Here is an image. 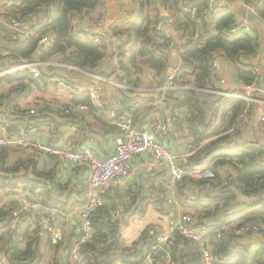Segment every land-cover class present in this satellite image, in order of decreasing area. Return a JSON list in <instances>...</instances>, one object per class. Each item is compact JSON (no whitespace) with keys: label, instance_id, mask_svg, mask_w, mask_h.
I'll list each match as a JSON object with an SVG mask.
<instances>
[{"label":"trees","instance_id":"16d2710c","mask_svg":"<svg viewBox=\"0 0 264 264\" xmlns=\"http://www.w3.org/2000/svg\"><path fill=\"white\" fill-rule=\"evenodd\" d=\"M10 2L12 5L3 9L12 17L32 23V27L26 39L13 42L11 32L0 25V68L32 59L39 42L47 37L49 46L38 56L39 62L48 63L42 66L44 71L50 69L68 85L82 81L94 84L89 75L93 74L112 78L119 87L99 82L102 101L99 108L91 103L88 94H75L70 105L86 107L85 111L76 114L66 113L67 106L60 109L54 99L45 98H39L38 104L24 110L19 104L21 99L27 97L33 88L43 89L40 80L25 71L17 72L0 80V124L3 130L10 136L34 131V136L51 144L63 141L69 131L75 130L72 140L76 147L98 138L102 143L111 144L118 130L106 116L109 109L119 114L128 113L139 128L145 127L156 118L149 111L138 112L136 106L141 100L131 95L140 89L141 75L152 74L159 88H163L168 75L169 55L162 51L174 48L170 46L174 39L180 58L174 79L176 89L162 90L160 95L177 97L178 106L171 112L172 131L175 134L184 132L186 138H190L189 150L194 154L182 166L201 165L213 173L210 180L184 177L178 182V189L182 194L186 191L193 193L198 186L218 190L217 196H210L208 204L200 206L204 215L199 216L196 222L204 226V218L218 216L217 219H223L217 227L209 228L216 264H264V143L259 137L252 139L245 135L255 119L254 114L244 116L246 101L216 97L218 73L213 69L217 60L219 71L225 64L232 67L237 84L248 86L256 81L264 86V78L259 82L264 77V63L257 61L262 45L258 28L256 30L255 27L252 34L244 31L231 34L238 16L232 6H226L210 21L206 14L207 0H163L174 16L170 29L177 37L167 39L164 26L163 31L155 30L160 17L151 19L147 13L149 0H139L136 9L138 21L126 28L114 26L111 29L112 37L126 36L131 43V56L124 60L120 53L117 67H111L110 73H106L110 66L104 67L109 58L107 47L95 45L90 39L72 33L77 19L83 22L86 16H105V0ZM244 2L254 7L255 23L264 24V0ZM118 6L122 7V3ZM250 58H256L260 75L254 71ZM107 86L112 89L113 96L109 95ZM32 109L34 112L30 113ZM258 125L264 134V122ZM232 141H247L256 147L238 144L229 148ZM79 173L80 180L84 182L83 171L79 170ZM71 186L70 176L63 173L54 157L13 146L0 147V264H45V246L42 245L52 244L51 236L48 233L42 236L38 225L23 233L14 228L18 229L20 224L38 217V211L29 207L27 212L26 205L48 207L66 215L71 211L68 204L78 195L77 187L73 186L72 192ZM144 190L145 187L135 184L129 189H116L114 194L107 192L103 196L105 204L91 217V237L80 246L86 264L133 263L156 244L158 234L145 229L130 247H124L119 236V220L113 219L116 210L128 213L143 208L141 194ZM239 197L252 202L243 204L244 209L239 214H230L239 205ZM246 223H257L261 230L242 237L232 235V229ZM12 226L14 231L9 234ZM218 227L224 229L220 232V239L216 240ZM173 237L169 247L171 263L202 264L198 248L185 245L186 241L177 231ZM75 240L76 235L63 234L62 241L51 245V248L63 250L70 259ZM154 260L153 264H157L156 257Z\"/></svg>","mask_w":264,"mask_h":264},{"label":"built area","instance_id":"2783aa9c","mask_svg":"<svg viewBox=\"0 0 264 264\" xmlns=\"http://www.w3.org/2000/svg\"><path fill=\"white\" fill-rule=\"evenodd\" d=\"M207 1L208 7L206 9V14L209 15V20L212 21V16L224 11L225 5H214L211 0ZM225 2L226 4H239L242 11L254 14V7L251 4H245L244 0H225ZM173 19L174 18L171 17V19L167 20V22L169 21V25H173ZM86 20H88L92 27L96 28L103 27L108 23L105 17H91ZM163 22V20L158 21L155 25V30L163 31ZM0 25L11 32V39L13 42H22L28 37L29 32L27 31L25 21L10 16L3 8H0ZM234 27L231 34H236L239 31L252 34L254 30L251 21L239 17H237ZM72 33L77 37L90 39L95 45L106 46L109 51L108 63L119 62L120 53L129 45L125 35L121 36L119 39L112 36L110 39H103L101 36L80 30L77 21L74 22ZM164 34L167 39L173 38L172 34L167 31H164ZM172 41L170 46L175 47L174 40L172 39ZM48 46L49 40L47 37H44L39 42L38 48L43 52ZM37 50L34 57L30 60H21L19 64L16 63L0 68V80L7 76H13L17 72L25 71L32 75L33 78L41 81L40 86L43 90L39 92H41L42 95L54 99L57 103L56 106L60 109L66 106L68 107L65 109L66 113L76 114L86 110V107L83 105H70V101L75 94H88L91 103L97 108L101 107L100 90L96 88L94 84L82 81L76 82L73 85H68L62 77L51 72L50 69L47 70L48 72L44 71L42 66H46L48 63L39 62L38 56L41 52ZM250 63L254 71L260 75L261 71L256 64V58H250ZM178 67L167 76L161 91H173L176 89L174 79L179 69ZM213 69L216 72L219 70V61L216 60L213 63ZM92 79L94 81H105L104 78L98 75H93ZM225 84V78L221 74H218L216 88L220 86L223 87ZM238 88L241 92L237 89H231L230 91L216 90L214 94L220 100L242 99L246 101L247 108L244 112L245 117L253 115L257 105L264 107V86L259 85L255 81L248 86L239 85ZM218 106L219 103L216 104V107ZM33 112V109L30 110V113ZM110 120V124L118 130V135L112 142L111 153L105 157L98 156L88 147H76L72 137L68 135L63 141L57 144H51L44 139H38L34 136V131H30L28 134L21 133L19 136H10L6 131L2 130L3 127L0 124V147L13 146L30 153L52 156L56 159L63 172L76 168L86 169L84 203L79 214L80 222L77 229L76 240L72 245L70 253V259L73 264H86L80 252V246L91 237V217L98 208L105 204L103 196L106 194L108 188L111 186L126 185L128 182L132 181L134 177L132 163L136 158L146 156L156 162L158 166L163 167L167 176L165 187L169 190H173L174 184L178 183L184 177L206 180L213 178V173L210 170H206L201 165L183 167L176 159L173 152L158 140V136L164 133L169 126L167 118L160 117L155 119L149 122L144 129H140L137 122L128 113L119 114L112 110L110 112ZM259 122H264V111L259 115ZM238 144L256 147V145L247 141H242L240 143L232 141L228 147L234 148ZM262 194L264 197V190ZM33 208L36 207L33 206ZM52 212L47 209L46 214L40 216L38 225L45 229L52 237L54 243H59L63 239V234L57 229L56 215ZM16 215L17 213L15 212L14 216ZM120 215L121 213L116 210L113 212V219L119 220ZM199 216V210L181 215L174 230L182 236L187 246L200 250L202 264H216L209 242L210 230L207 226L197 225L196 222ZM223 229V227H218V229L215 230L216 236L214 238L216 240L220 239V232ZM260 230L261 227L257 223H246L242 226L235 227L231 230V233L235 237H242ZM170 241L171 236L169 234L159 237L156 244L153 245L151 249L145 250L140 259L128 264H153L155 253L162 245Z\"/></svg>","mask_w":264,"mask_h":264},{"label":"crops","instance_id":"0c3cea01","mask_svg":"<svg viewBox=\"0 0 264 264\" xmlns=\"http://www.w3.org/2000/svg\"><path fill=\"white\" fill-rule=\"evenodd\" d=\"M11 0H0V8L8 7L12 5ZM19 1V0H18ZM106 1V0H105ZM139 0H113L110 2H106L104 13L105 17L108 20V23L100 28L92 27L88 20L89 16H86L85 20L83 22H79L78 19L77 24L80 27V30L84 32H88L94 35L101 36L104 39H110L111 38V29L114 26H117L118 28H126L133 24H135L138 21V14L136 13L137 2ZM214 5H220L224 4L226 6H232L234 9H236V12L238 14L237 17L242 18L240 15V12L242 11L239 4L231 3L226 4L225 0H211ZM122 3V7H119L118 4ZM128 12L125 14V11ZM147 13L151 17V19H156V17H160L161 21L162 18L167 17V20L171 19V17L174 18L171 12H169L166 8V6L163 3V0H149L148 7H147ZM125 14V15H124ZM256 20H254L253 26L254 29L256 27V30L258 28L259 30V37H261L262 45L259 50V58L257 61H262L264 63V24L261 23H255ZM26 23L27 31L32 27V23ZM106 26H109L110 28L106 30ZM163 26L167 32L170 34H173L172 36L175 37V33L170 29L169 21H164ZM177 37H175L176 39ZM174 40V39H173ZM131 47V43L129 42V45L122 51L123 59L131 56V53L129 51ZM176 47V46H175ZM163 53L169 55V69L167 74L169 75L175 68L179 66L180 58L178 55V51L174 48H170L167 50V48L163 49ZM109 66V70L112 69L111 67L115 68L118 65L117 63H108L105 68ZM11 65V64H9ZM13 65V64H12ZM8 66V65H7ZM219 71V70H218ZM217 73L221 74L225 80L226 84L222 87H217L216 90L219 91H227L231 89H237L239 92L240 89L239 84L235 82L232 67L225 64L222 66L221 71ZM91 77L93 74H89ZM167 75V76H168ZM141 75V84L140 89H137L135 93H133L131 96L136 97L137 99H140L141 102L138 103L137 111L139 112H147L149 111L150 115H152L154 118L158 119L161 117V115H164L165 118L169 121L168 130L164 133L160 134L158 136V140L162 142L166 147H168L173 154L175 155L176 159L181 164L187 163V160L190 156L194 154V152H191L190 147L188 145V142L190 141V138H186V133H173L172 127H171V112L174 108L178 106V100L177 97H170L166 98L164 95H160L161 88H159L158 83L154 81L152 78L153 75L150 74L148 76ZM144 78L145 80H143ZM105 84L111 85V87H119V85L113 81L112 78H104ZM99 82L102 81H95L94 86L98 89L99 88ZM123 88V87H122ZM108 93L110 96H113L112 89H110L109 86L106 87ZM101 93V92H100ZM39 98H45V99H52L50 97H47L45 95H42L41 92H39L36 88H33V91L25 98L21 99L20 106L21 108L29 109L26 104L32 103L33 105L38 104ZM30 100V101H28ZM118 101V100H116ZM33 105L30 107L32 108ZM102 106V101H101ZM112 109H109V111L106 113V116L110 117V112ZM114 110V109H113ZM264 111V107L261 105H257L254 109V120L253 124L248 128L247 134H245L247 137L254 139L255 136L259 133H261V130H263L259 125V115ZM2 129V128H1ZM140 129H144L140 128ZM3 130V129H2ZM1 130V131H2ZM167 134V135H166ZM68 136L75 135V130L69 131L67 134ZM261 141V140H260ZM262 142V141H261ZM264 143V142H263ZM111 144H105L102 143V140L100 138L89 142H83L81 147H88L90 150H92L95 154H97L100 157L108 156L111 151L112 147ZM78 171V172H72V171ZM79 170L83 171V179L84 182L80 180V173ZM132 170H133V179L131 182H128L126 185L122 186H111L106 190V193L114 194V191L116 189H129L131 186H134L137 184L139 187H145V190L143 191V194H141V199H144V207L143 208H137L133 209L128 213H124L122 209L118 210L121 215L119 218L120 223V229H119V236L122 240L123 246L128 248L130 247L134 241H136L140 234L145 229H150L151 232L157 233V241L159 237L169 234L171 236V241L174 240L173 233L175 232V226L177 222L179 221L181 215L186 214L188 212H192L195 210H199L200 216H203L204 214L201 213L200 206L206 205L209 202V197H215L218 194V190L212 187H204V186H198L195 189H193V193H190L189 191H186L184 194L180 193V190L178 189V183H175L173 186V190L167 189L166 183H167V176L166 171L163 167L158 166L156 162L153 160L147 158L146 156H141L136 158L132 163ZM65 175L67 174L70 176V181L72 182L73 186L77 187V196H75L71 202L68 204L71 208V211H68L66 215L60 214L55 209L48 208V207H42L39 208L38 206H35L36 208H33V206H25V210L28 212V208L35 209L38 211V217L33 218L29 223L25 222L20 224L18 229L15 227H11V230H9V234H12L14 230L20 231L23 233L24 231H31L38 225V220L40 216H43L46 214V210L49 209L50 212H54L56 215V227L59 231H61L62 234H71L73 235L77 234L78 225L80 222V211L83 207L84 203V197H85V183H86V169L85 168H76L74 170H70L67 172H63ZM73 186H71L70 190L73 192ZM79 189V190H78ZM141 193V192H140ZM190 193V194H189ZM145 194V196H144ZM143 195V196H142ZM239 205L236 207L235 210L229 212L239 214L243 209V204L252 202L251 199H247L244 197H239L238 199ZM217 203H212V205H216ZM221 206V204H219ZM52 212V213H53ZM36 213V212H35ZM228 213V214H229ZM203 214V215H202ZM125 216H128V220L124 221ZM203 218V217H202ZM217 217H210V218H204L203 223L204 226H207L208 228L211 227H217L219 224L218 222H222L223 219L220 217L217 219ZM37 219V220H36ZM14 225V224H13ZM30 227L28 228V226ZM15 226V225H14ZM35 226V227H34ZM39 226V225H38ZM134 226H136V232L133 234V236L128 237L126 239L123 235V229L128 230L132 229ZM41 229L42 236L47 234L44 228L42 226H39ZM14 230L12 231V229ZM52 238V237H51ZM44 239V237H43ZM52 241V244L43 243V247L45 246V264H73L72 261L69 259V256L66 252L63 250H54L51 248V245H54V241ZM210 242V239H209ZM170 243V242H169ZM170 244L162 245L161 248L155 253L156 257V263L157 264H173L170 261ZM186 245V244H185ZM184 245V247H185ZM210 246L211 242H210ZM3 261H5V257H2ZM155 262V260H154ZM122 264V263H118Z\"/></svg>","mask_w":264,"mask_h":264},{"label":"rangeland","instance_id":"374dc122","mask_svg":"<svg viewBox=\"0 0 264 264\" xmlns=\"http://www.w3.org/2000/svg\"><path fill=\"white\" fill-rule=\"evenodd\" d=\"M110 1H113V0H106V2H110ZM128 12V10L127 11H125V14ZM100 13V12H99ZM124 14V15H125ZM126 15H128V14H126ZM94 17H107V16H94ZM253 22V21H252ZM110 27L109 26H106V30H108ZM54 62V61H53ZM141 77V76H140ZM143 77V76H142ZM145 77V76H144ZM143 80H145L144 78H142ZM111 86V85H110ZM28 101H30V100H28ZM27 105V107H29V109H31L30 107L33 105L32 103H30V104H26ZM262 131V130H261ZM256 137H259V139L262 141V142H264V134H257L256 135ZM136 226H134L132 229H128V230H125V229H123V235H124V238L123 239H126V238H128V237H131V236H133V234H135V232H136V228H135Z\"/></svg>","mask_w":264,"mask_h":264},{"label":"water","instance_id":"95a60500","mask_svg":"<svg viewBox=\"0 0 264 264\" xmlns=\"http://www.w3.org/2000/svg\"><path fill=\"white\" fill-rule=\"evenodd\" d=\"M240 15H241L242 18H244V19H248V20L251 21V22L254 21V20L256 19L255 14L247 13V12H245V11H241V12H240ZM162 20H163V21H167V17L162 18ZM174 49L177 50V47H174ZM37 51H38V52H41L40 48H38ZM262 81H263V77H261V79H260V82H262ZM126 220H128V216H125L124 221H126ZM71 235H73V233H71Z\"/></svg>","mask_w":264,"mask_h":264}]
</instances>
